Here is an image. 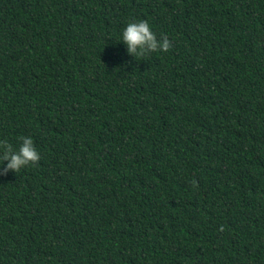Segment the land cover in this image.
<instances>
[{
  "label": "trees",
  "instance_id": "obj_1",
  "mask_svg": "<svg viewBox=\"0 0 264 264\" xmlns=\"http://www.w3.org/2000/svg\"><path fill=\"white\" fill-rule=\"evenodd\" d=\"M145 20L166 52L126 53ZM0 264H264V0H0Z\"/></svg>",
  "mask_w": 264,
  "mask_h": 264
},
{
  "label": "clouds",
  "instance_id": "obj_2",
  "mask_svg": "<svg viewBox=\"0 0 264 264\" xmlns=\"http://www.w3.org/2000/svg\"><path fill=\"white\" fill-rule=\"evenodd\" d=\"M126 53L132 57L143 58L148 53L166 52L170 47L168 38L157 39L152 26L145 20H132L126 23L118 35ZM19 144L13 147L6 141H0V174L17 172L35 164L40 159L32 137L21 136Z\"/></svg>",
  "mask_w": 264,
  "mask_h": 264
}]
</instances>
